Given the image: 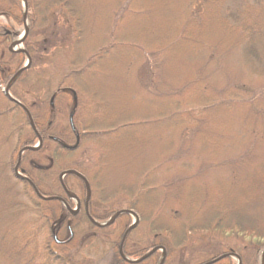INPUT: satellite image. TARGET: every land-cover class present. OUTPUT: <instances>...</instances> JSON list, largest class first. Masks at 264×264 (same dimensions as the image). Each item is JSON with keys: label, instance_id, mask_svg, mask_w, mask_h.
I'll list each match as a JSON object with an SVG mask.
<instances>
[{"label": "trees", "instance_id": "trees-1", "mask_svg": "<svg viewBox=\"0 0 264 264\" xmlns=\"http://www.w3.org/2000/svg\"><path fill=\"white\" fill-rule=\"evenodd\" d=\"M26 1L27 8L35 11L34 15L30 14L28 17V37L36 27L46 26L48 17L54 15L56 10L60 14H55L65 17L68 22V34L73 38V45L57 51L58 45L46 40L41 41V44H46L42 47L43 50L39 49L41 51L28 48L30 65L13 81L22 85L25 77L30 74L49 80L54 76L57 78L47 94L49 118L45 123L39 122L43 115L42 106L39 104V109L36 108L37 101L29 105L22 95L13 92L29 110L42 138L39 148L24 150L18 168L24 170L40 193L58 194L53 188L55 187L64 197L65 192L58 179L59 173L65 169L77 170L88 180V211L97 220H103L120 209L134 211L138 221L130 229L122 245L126 256L139 257L153 246L159 245L164 250L161 264H172L181 252L184 255L197 252L204 256L210 252L212 254L209 255L213 258L224 252H234L239 256L241 264H257L258 256L264 249V0H181L179 6L184 8V12L179 15L180 27L173 42L175 45L178 42L187 43L192 51H172L169 54L166 51L169 47L164 45L149 49L145 44H134L140 50L135 51L139 55L136 77L140 86L156 97L169 98L174 103H170L168 111L156 121H127L105 130L87 123L78 146L72 150L64 149L49 138V135H58L52 126L56 105L63 101V97L70 96L71 104L67 108H74L75 118L77 114L80 116L81 79L84 81L97 62L107 57L114 48H121L122 43L111 33L106 36L107 39L88 48L85 53L77 52L76 43L81 39L79 36H82V29L74 27V24L81 23V16L77 18L70 7L54 2L48 6L52 11L42 13L39 17L36 8L41 2ZM124 1V6L119 10V18L123 13L131 12L128 8L133 0ZM20 7V0H0V15L15 18L13 10H19ZM209 15L220 22L223 34L212 40H199L195 36V30L199 29L204 18ZM3 33L6 34V31ZM22 57L21 52L0 51V65L9 66L10 60H17L19 65ZM14 67L13 65L12 69ZM37 79L38 85L32 83L30 90L40 86L41 80L39 77ZM4 81L0 76V84ZM51 96L52 105L49 101ZM7 102L10 106L0 109V118L21 113L22 123H11L9 134L14 139V148H11L4 159L0 158V264H71L66 250L76 245L75 233L69 241L62 243H56L53 236L62 226L69 225L74 229L76 222L73 220L78 215L68 213L58 200L40 199L27 181L14 175L16 151L26 144L34 143L36 135L25 111L18 104L9 100ZM225 107L236 108L238 117L223 122L218 115L225 112ZM150 124L152 127L162 128L165 134L172 132V141L177 144V150L171 151L163 159L165 162L159 165H167L163 169L165 172H158L160 177L156 178V182H150L146 178L151 174L150 170L144 171L136 187L129 192L126 190L120 194L104 196L96 191L94 183L99 180L108 162L106 151L110 138L118 137L130 127L135 130ZM214 129L216 131H212ZM22 131L28 133L23 141L19 136ZM2 137L3 133L0 132V152L4 142ZM89 142L99 145V152L92 151ZM48 144L52 146L48 147ZM216 149L219 150L217 156L207 152ZM42 157L47 163L43 168L34 167L31 161ZM4 171H9L8 182L11 183L7 186L1 179L6 176H3ZM211 172L215 175L219 172L222 178H214L221 179L228 185L218 187L217 191L221 194L218 195L215 209L208 208L213 211L203 222L194 220L197 213L188 219L184 218L183 209L174 202L178 199V191L188 181L203 185ZM91 174L94 176H90ZM68 176L73 175H67L63 179L64 184ZM45 179H55L54 186L47 192L40 186ZM16 185L20 186L18 194L10 188ZM193 189L195 193L197 190L195 187ZM155 192H161L158 209L166 206L168 195L173 193L171 198L174 200L167 205V212L164 214L168 222L158 221V213L146 210L144 206H136L139 199L149 195L146 193ZM18 196H22L23 200ZM65 199L72 206V202ZM105 205L106 209H99ZM27 212L30 220L23 221ZM77 214L84 217L86 231L93 239L97 238L111 245L107 237L110 235L108 231L111 224L97 226L87 218L84 211ZM126 216L128 215L120 214L115 219ZM120 238L121 235L119 240ZM52 242L58 250L51 248ZM40 245H43L41 249ZM113 247L114 244L111 248ZM158 252L154 251L146 258L130 263L119 255L118 250H114L107 264H149L160 256ZM184 258L186 257L182 259ZM184 261V264H192L195 260L188 258Z\"/></svg>", "mask_w": 264, "mask_h": 264}, {"label": "rangeland", "instance_id": "rangeland-1", "mask_svg": "<svg viewBox=\"0 0 264 264\" xmlns=\"http://www.w3.org/2000/svg\"><path fill=\"white\" fill-rule=\"evenodd\" d=\"M38 1L41 2L36 8L39 17L42 13H50L52 9L50 10L48 6L52 5L50 3L54 2L59 3V5L70 7L73 15L77 18L79 15L81 16V23L74 24V27L76 26V28L78 27V29H82L80 31L82 32V36H79L81 39L78 41L79 43H76L77 46L75 50L77 52L82 53L84 51L85 53L88 48H92L94 45L100 44L103 39H107L106 36L111 33H114L117 41L122 43V45L120 44L121 48H114L110 51L107 57L103 60H99L96 64L97 67L94 66V69L86 76L84 81L81 79L79 98L80 101H82V105L80 108V116L79 114H77L76 118L74 115L72 116L73 127L69 121V108H67V106L69 107L71 104L70 96L63 97V101L56 105V114L52 119V126L55 132H57V136L61 137L66 144H72L76 138L72 131H76L79 136L78 141H80V135L83 132L82 130H84L83 128L87 127V123H93L100 130H105L127 121H156L157 118L166 112V110L168 111V105L170 103L172 105L174 100L169 98H158L140 86L141 83L136 77L139 55L135 53V51L140 50L137 49L134 44H145L146 48L149 49H152L156 45H164L169 47L166 50L169 54H172V51H192L187 43L178 42L175 45L173 42L175 41L174 39L176 38L177 31L180 27L179 15L184 12V8L179 6L181 0H133L128 8L131 12L126 14L123 13L121 18H119V10L124 6V0H122V3L121 0ZM22 11V6L19 10H13L15 18L0 15L1 52L7 53V51L23 48L26 51V55H28L27 51H30L28 48L38 49L37 51L43 50L42 47L46 46V44H41V41L46 40L57 44V47H59V50L57 51H63L70 45H73V38L68 34V22L65 17L63 18V16L58 15L60 13L56 10L55 13L58 14L54 13V15H50L46 26L36 27L29 37L28 35L26 36L21 44H14L16 41L15 39L20 37L23 32L25 23L28 27V31L30 30L28 17L30 14L34 15L35 12L33 8H27V18L25 19L22 16ZM16 19H19V21ZM44 24L45 23H43V25ZM4 31H6V34L3 33ZM17 32L19 35H17ZM189 34L190 33H188V35ZM222 34L223 32L220 22L214 19L211 15L206 16L199 29L195 30V36L199 40H212ZM38 46L40 47L36 48ZM202 53L205 52L202 51ZM26 55L23 54L24 57H22L21 64L19 65L17 64V60H10L11 62L9 66L0 65V76L1 79L5 80L0 84V109L10 106L7 102L8 100L3 96L2 91L9 82L13 72H15L16 67H21L26 62ZM13 65L15 66L13 68L14 70L12 69ZM240 70L242 71V68H240ZM38 77L41 80L39 82V88L37 87L34 90H30L29 87L31 88L30 85L32 83L38 85L36 82L39 80L37 79ZM25 78V81H23L24 84L21 83L22 85H18L16 81L11 83L9 86V93L16 99H18V97H16L13 92L15 91L19 93L24 97L23 100L29 105L33 101H37L36 108L39 109L38 107L41 105L43 115L39 122L45 123L49 118L47 114V94L50 89H52V83L57 80V78L54 76L52 80H49L45 79V77L41 78L37 74H30ZM26 94L27 96H24ZM18 100L20 101V99ZM52 100L51 97L50 101ZM10 115L0 118V132L3 133L2 140L4 141L3 145H5V147L2 145L1 148V159H4L11 148L12 150L14 148V139L9 134L11 123H14L15 121H18L19 124L22 123L21 113H17V115H13V117H10ZM238 115L239 112L236 108L225 107V112L219 114L218 118L221 117L224 122L231 119L235 120ZM93 124H91V126H93ZM151 124L147 127H140L135 130L130 127L123 133L121 132L118 137L110 138L108 141V150L106 151L108 153L106 156L108 162L103 169L100 178L97 177L99 180L94 183L96 191L104 196L111 194L116 195V193L120 194L126 190L129 192L136 187L139 178L143 175L142 173L144 171L148 169L150 170L151 174L146 177L150 182H156L160 177L158 172H165L163 169H165L167 165H159L165 162L163 159L170 155L171 151L174 152L177 150V147H175L177 144H174L172 141V132H167L165 134L162 128L152 127ZM26 130L28 131L29 129L27 128ZM27 131H22L19 135L21 141L26 137L25 134H28ZM212 131L216 130L214 129ZM88 145L92 146V151L97 150L99 152V145L97 146L93 142H89ZM103 145L104 144H102V146ZM51 146V144H48V147ZM100 148L104 149L101 146ZM102 149L101 152L103 154ZM218 151L219 150L216 149L212 152H207L208 154L217 156ZM18 152L19 150L16 151L17 154ZM33 160L31 161L33 166L36 165L38 167H43L47 163V160H45L44 157ZM170 171L171 170H169V172ZM169 172L166 173L170 174ZM8 173L9 171L3 173V176L4 174L6 176L1 178L6 186L11 183L8 182ZM90 176L94 175L91 174ZM215 176L221 177L219 172L217 175H215L214 172H211L209 179L206 180V183L203 185L188 181L184 185V188L178 191L177 200L171 198L173 193L168 195L169 200L166 203V206L162 209H158L157 207L159 205L161 192L146 193L149 195L142 197V200L139 199L136 206H144L146 210H150L151 212L154 211L155 214L158 213V221L162 220L168 222V219L164 214L167 212V205L174 200V202L176 201L183 209L184 218L188 219L190 216L197 213V215L194 216V220L203 222L206 217L209 218L211 215L210 213L213 211L212 209H215L216 207L218 195L221 194L217 191L218 187L228 186L223 180L214 178ZM42 182L43 183L40 184L41 189H43L44 192H47L54 186L55 179H45L42 180ZM65 186L71 194L70 198L74 205L79 200L82 203L88 194L87 187L74 176H68L67 179H65ZM193 187L197 190L195 193H193ZM10 188H12L13 192H16L17 194L19 193L20 186L16 185L15 187ZM53 188L58 195H62V192L58 191V188ZM13 192L10 190L11 194H13ZM229 192L233 195L231 190H229ZM74 195L80 199L77 200L75 197H72ZM18 197L23 200L22 196ZM198 207H200V210ZM210 207L212 209L208 210ZM106 208V205L99 207L100 210ZM79 212L81 213V211ZM76 213L75 215L78 216L74 217L73 220L76 222L75 228L71 230L73 234L75 233L77 242L75 243V246L66 250V254L70 257L71 264H84L87 262H96L98 264L109 263L112 258L111 253L114 252V250H117V242L121 233L125 231L127 224L132 222L135 218L133 213L111 222L112 227L108 231L110 235L107 236L108 239H110L111 245L110 243L99 241L97 238L93 239L91 234L86 231L85 224L87 223L84 217L82 214L79 215ZM26 220H30L29 212L23 217V221ZM67 235L68 232H66L65 227L62 226L57 233V237L60 240H64ZM113 244L114 247L111 248ZM52 245L51 248H53V250H58L54 243ZM41 246L43 245H40V249ZM160 253L161 252H158L159 255ZM209 254L212 253L208 252L206 254L207 256H204L197 252L188 255H184V252H181L179 258H177L172 264H184V259L188 258L195 260L192 264H203L213 258L212 255ZM184 256L186 258L182 259ZM159 257L150 261L149 264H156ZM39 258L42 259L41 257ZM260 259L261 256L259 255L257 264H260ZM237 262L238 257L232 255L231 257H224L211 264H237Z\"/></svg>", "mask_w": 264, "mask_h": 264}, {"label": "water", "instance_id": "water-1", "mask_svg": "<svg viewBox=\"0 0 264 264\" xmlns=\"http://www.w3.org/2000/svg\"><path fill=\"white\" fill-rule=\"evenodd\" d=\"M22 2H23L24 9H26V0H22ZM24 14H25V13H24ZM25 33H26V30L24 31V34H25ZM21 40H22V39H20L18 42H21ZM28 61H29V59H28ZM27 66H28V63H27V65H25V66H23L22 68L18 69V70L16 71V73L13 75L12 79L10 80V82H12V80H13V79H14V78H15V77H16V76H17V75H18V74H19L24 68H26ZM10 82H9V83H10ZM7 87H8V85H7ZM6 89H7V88H6ZM4 94L6 95V97H7L8 99H10V100H12V101H14V102H16V103H19V105H21V107H22V108L24 109V111L26 112V114H27V116H28L30 122L32 123V119H31L30 113H29V111L26 109V107H24L22 104H20V102H19L18 100H16L14 97H11V96L8 94V90H4ZM69 121H70L71 126L73 127V123H72V112L69 114ZM73 129H74V128H73ZM75 137H76V141H75V143L72 144V145L63 144V143H61V142H59V143H60V145H62V146H63L64 148H66V149H73V148H75V147L77 146V144H78V134H76ZM53 139H55L56 141H59L57 138H54V137H53ZM26 148H27V147H26ZM15 170H16V168H15ZM69 173H72V174L78 176L79 178H81V179L83 180V182L86 183V179H85V177L82 176V175H81L79 172H77L76 170H72V169L63 171V172L60 174V177H61L62 175H64V174H69ZM15 175H16L17 177L22 178V179H26V180L32 185V187H33L34 191L37 193V195H39L41 198H43V199H53V198L60 199V198L57 197V196H49V197L42 196L41 194H39V192H38L37 189L35 188L34 184H33L30 180H28L25 176H22V175L18 174L17 172H15ZM60 180H61V178H60ZM65 191H67V190H65ZM68 210L71 211V212H74V210H70L69 208H68ZM85 211H86V213H87L86 203H85ZM124 212H126V211H125V210H121V211H119V212H116L115 214H113V216L111 217V219H109V221H106V222H104V223H97L96 221H94V220L92 219V217H90V216H88V217H89V219H90L93 223H95V224H97V225H105V224L110 223V222H111L110 220H113V219L116 217V215H118V214H120V213H124ZM87 214H88V213H87ZM132 226H133V224L130 225V226H128V228L126 229V231H125L124 234H123V238L125 237V235L127 234V232L132 228ZM121 244H122V243H120V246H119V250H118V251H119V253L122 255ZM155 249H156V248H152V249L149 250L147 253H145L144 255H142L140 258H138V259H136V260H129V261H139V260H141V259L147 257V256H148L149 254H151ZM225 256H227V254H222V255H220V256L214 258V259H211V260H209V261H206V262L203 263V264H211V263H213V262H215V261H217V260H219V259H221V258H223V257H225ZM263 256H264V252H263ZM161 261H162V259H161ZM161 261H160L158 264H160ZM238 264H240V263H238Z\"/></svg>", "mask_w": 264, "mask_h": 264}, {"label": "bare ground", "instance_id": "bare-ground-1", "mask_svg": "<svg viewBox=\"0 0 264 264\" xmlns=\"http://www.w3.org/2000/svg\"><path fill=\"white\" fill-rule=\"evenodd\" d=\"M7 88V87H6ZM5 90H7V89H5ZM8 94L10 95V93L8 92ZM11 96V95H10ZM12 97V96H11ZM49 136H52V135H49ZM59 142H61V143H63V144H66L62 139L59 141ZM35 149H37L38 147L36 146V147H34ZM25 177L28 179V180H31V178L27 175V174H25ZM65 190H67V187H65L64 188ZM134 214V217L136 218V220H137V215H136V213H133ZM154 248H158L159 247V245H156V246H153Z\"/></svg>", "mask_w": 264, "mask_h": 264}, {"label": "flooded vegetation", "instance_id": "flooded-vegetation-1", "mask_svg": "<svg viewBox=\"0 0 264 264\" xmlns=\"http://www.w3.org/2000/svg\"><path fill=\"white\" fill-rule=\"evenodd\" d=\"M34 167H36V168H43V167H41V166L38 167V166H36V165H34ZM19 169H20V168H19ZM20 171H22L23 174L25 175L24 170H23L22 168L20 169Z\"/></svg>", "mask_w": 264, "mask_h": 264}]
</instances>
